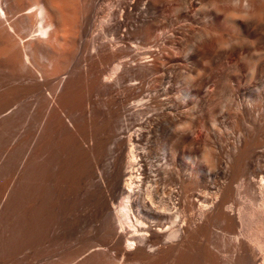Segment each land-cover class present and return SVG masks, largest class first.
Instances as JSON below:
<instances>
[{"label": "bare ground", "instance_id": "6f19581e", "mask_svg": "<svg viewBox=\"0 0 264 264\" xmlns=\"http://www.w3.org/2000/svg\"><path fill=\"white\" fill-rule=\"evenodd\" d=\"M0 264H264V0H0Z\"/></svg>", "mask_w": 264, "mask_h": 264}]
</instances>
